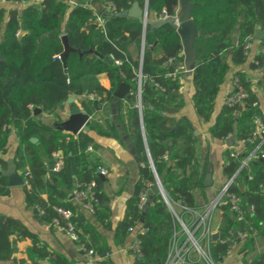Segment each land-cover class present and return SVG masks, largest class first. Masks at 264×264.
Instances as JSON below:
<instances>
[{"label": "trees", "instance_id": "16d2710c", "mask_svg": "<svg viewBox=\"0 0 264 264\" xmlns=\"http://www.w3.org/2000/svg\"><path fill=\"white\" fill-rule=\"evenodd\" d=\"M92 1L112 7L108 14L97 12L103 18L102 25L95 20L96 12L92 8L72 6L64 0H42L40 6H28L21 14L8 11V19L0 39V145L7 128H15L20 138L15 150V164L22 170V178L27 182L28 201L51 222L57 216L54 207L63 206L72 210L71 205L62 201V192L51 182L56 180L69 185L66 180L69 177L66 171L68 164L65 166L63 163L62 168L49 178L45 165L37 154L36 144L41 146L47 157L51 158L57 151L65 156L73 148L74 136L51 127H29L28 120L33 109L49 112L69 96L83 97L79 107L90 115L88 127L99 134L111 136V125L99 114L98 106L114 99L120 81L128 84L131 90L125 98L116 100V112L123 128L134 129L133 146L141 156L142 167L136 192L127 203L121 227L123 232L136 225L144 229L135 236L139 241L140 256L136 264H164L175 225L174 218L161 195L153 194L151 190L144 214L136 204L142 180L150 184V189L155 182L146 156L148 150L166 198L171 203L196 208L191 189L199 186L200 181L198 167L194 165L192 131L185 117L171 116L183 107L179 94L181 74L175 78L166 76L177 68L183 72V68L173 66V63H181L183 60L181 42L176 31L168 24L150 30L148 26L143 28L135 19L111 16L114 12L128 9L131 0ZM136 1L140 6L145 2ZM190 1L193 3L190 18L198 31V37L193 42L196 61L191 72L194 88L192 101L197 117L208 121L226 73L229 50L232 51V62L240 64L245 60L244 44L248 38H253L259 32L262 34L260 44L263 46L264 0ZM147 9L156 19L163 13L175 16L179 10V0H147ZM4 11L0 8V26ZM235 30L237 44L232 46L231 36ZM62 36L67 38L71 48L83 51L81 55L75 51L67 54L65 72L59 58L63 52ZM142 38L144 49L140 60ZM89 51H94L98 56ZM104 57L110 58L112 63L104 61ZM169 60L172 62L168 63ZM138 70L143 77L140 88L141 115L137 107ZM100 76L109 81L108 87L102 86ZM234 78H237L238 84L246 92L240 115L235 121L233 115L239 105L225 103L209 133L211 137L221 140L233 134L236 141L246 143L245 151L236 158L230 156L229 149L225 151L223 171L228 179L237 172L227 191L241 200L244 218L237 221L229 210L228 203L219 206L222 210L219 237L209 246L210 255L217 264L229 250L233 233L244 236L241 242L243 251H249L253 239L264 233V161L257 157L241 167V161L255 144L249 142L255 128L253 118L259 115L264 123V111L258 104L252 105L256 98L241 74L236 73ZM55 95L57 98L52 103ZM24 132L34 135L37 143L24 139ZM88 146L72 161L75 182L95 181L99 207L94 214L105 224L106 216L101 212L106 200L100 194L101 179L94 173L91 153L86 152ZM90 147L92 150L96 149L94 144ZM258 154L264 155V143L260 145ZM5 166V162L0 160V171ZM238 180L246 186L245 191L241 192L237 187ZM8 190L6 180L0 174V195L6 194ZM41 195H45V198ZM73 222L77 242L83 244L86 250H91L94 245L91 234L89 238H84L86 229L79 227L76 217ZM0 233L7 236L6 240L0 242V261L9 260L12 255L13 244L8 236H29L17 221L2 215ZM32 252L37 258L32 264H40L39 260L45 258L50 264H71L46 247L33 246ZM253 264H264V254Z\"/></svg>", "mask_w": 264, "mask_h": 264}, {"label": "crops", "instance_id": "0c3cea01", "mask_svg": "<svg viewBox=\"0 0 264 264\" xmlns=\"http://www.w3.org/2000/svg\"><path fill=\"white\" fill-rule=\"evenodd\" d=\"M41 2L42 0L22 2L0 0V8L5 10L3 22L0 26V39L8 19V11L12 10L21 14L26 7L31 5L38 7ZM67 2L75 6L80 5L83 0H68ZM90 6L95 12L103 11L102 3L92 2ZM147 18L156 19L148 12ZM261 38L262 34L259 33L258 39L255 38V35L250 39L249 46L245 52V60L240 64L232 62V51L229 50L226 73L214 99L213 110L208 121L199 119L195 114L192 101L194 91L191 76L192 69L190 71L183 69L179 77V94L183 101V107L179 112L171 116L175 118L185 117L189 122L195 146L194 165L199 170V181L206 164L209 165L211 173V184L209 186L204 187L199 184V186L191 189V195L197 209L213 199L228 180L227 175L223 172L225 151L229 149L230 152L243 153L246 148L244 141H236L235 139L233 141L236 145L227 147L225 139L221 140L211 137L209 133V129L225 104L227 96L234 89L232 80L236 73H240L244 78L256 98V103L264 111V51L260 44ZM236 44L237 30L231 36V45L235 46ZM133 50L132 48V53ZM100 82L104 87L109 86V81L103 76H100ZM57 95L52 98V103L56 100ZM69 97L74 98V102L71 104H68L66 99L53 111L43 112L39 109L40 111L37 114L32 112V116L28 120V126L51 127L57 130L54 124L68 119L71 106L75 105L81 110L79 102L83 97ZM239 107L241 108L237 109L233 115L235 121L240 115L239 111L242 109V105H239ZM98 109L99 114L107 119L111 125L112 135L99 134L89 127L87 131L81 130L77 134L57 130L74 136L71 152L65 156L61 151L56 152L57 157L62 159L65 166L68 164L66 171L69 177L66 180L69 185L51 180L62 192V201L71 205L78 225H80L79 227L86 229L87 232L84 238H89V234H91L94 239V245L91 248L92 254L89 255V250H86L83 244L71 240L43 215L38 213L37 208L28 201V186L24 183L19 186L8 187V192L0 195V215L17 221L29 236L25 238L14 235L8 236V240L13 244L12 255L9 260L0 261V264H32V262L37 261L32 252L33 246L46 247L47 250L61 256L71 264H136L139 261L138 258L140 256L132 249V244L136 233L140 232V225L132 227L133 231L127 230L125 232L122 231L121 227L127 203L136 192V184L139 181L142 167L141 156L137 154L133 146L132 136L134 135V129L132 127H126L125 129L120 125L116 112L115 98L102 106H98ZM81 111L85 113L83 110ZM88 116L90 119V115ZM22 136L33 144L37 143V138L28 132L22 133ZM19 141L17 130L13 127H8L6 136L0 145V160L5 162V168L8 164L13 165L17 175L22 179V170L17 168L15 164V150ZM89 144L96 145V149L90 152L86 148V152L91 153L94 173L99 177L98 169L104 168L107 171V175L99 177L101 179L100 194L106 200L101 212V214L106 216L105 224H102L95 214L88 213L78 204L68 202L71 189L76 181L72 161L76 160ZM36 150L45 165L47 176L52 178L51 167L54 157L45 156L41 146L38 144H36ZM70 166L72 167V172H70ZM236 185L241 192L245 191L246 186L241 180H238ZM41 197L44 199L45 195H41ZM221 219L222 210L218 208L214 212L212 219L214 233L216 230L218 231ZM6 239L7 236L4 233H0V242ZM229 245V250L219 264H253L264 254V233L253 239L252 247L249 251L241 249L242 243L237 238H233ZM39 263L50 264V261L45 258L39 260Z\"/></svg>", "mask_w": 264, "mask_h": 264}, {"label": "built area", "instance_id": "2783aa9c", "mask_svg": "<svg viewBox=\"0 0 264 264\" xmlns=\"http://www.w3.org/2000/svg\"><path fill=\"white\" fill-rule=\"evenodd\" d=\"M68 1V0H64ZM92 0H83L80 4L83 7L91 8ZM112 7L109 4H103L104 14L110 13ZM94 11V10H93ZM95 12V11H94ZM161 17H166L163 13ZM95 20L102 25L103 18L97 12L95 13ZM250 38H248L244 44V50L246 51L249 46ZM262 49L264 51V39H263ZM144 49V40L142 38L140 45V55L141 60L142 53ZM172 60H169L168 63H171ZM117 63V62H116ZM181 74L179 68L174 71L167 73L166 76L178 77ZM142 75L140 70L137 72V97L138 103L137 107L139 109V114L141 115V105H140V88L142 82ZM233 91L226 98V104L228 105H243L244 99L246 98V92L238 84L237 78L232 80ZM253 106H256L257 103L253 102ZM253 123L255 128L252 132V136L249 140L251 143H255L252 151L245 156L241 161V167L246 165L251 159L257 157L264 158L263 154H258V149L262 143H264V123L262 117L256 115L253 118ZM140 124L142 128L141 118ZM87 151H92L90 146L87 147ZM238 152L232 151L230 156L236 158ZM54 157V162L51 167V172H58L62 166L63 161L57 154L52 155ZM151 168V167H150ZM152 171V169H151ZM26 175V173H25ZM98 175L105 176L107 171L104 168L98 169ZM237 172L232 175L227 182L222 186L217 195L204 204L201 208H189L185 205H182L177 202L171 203L165 196L162 186L160 188V195L163 198L168 211L171 213L174 218L175 225L173 227L172 235L169 240L167 257L164 264H217L210 255V243L212 242V219L214 212L219 208L222 203H228L229 210L234 215L237 221H241L244 218V211L242 208L241 200L233 193L227 191L228 187L233 183V180ZM23 184H27L25 179L22 178ZM150 184L147 181L142 180V187L138 194L137 208L141 211L145 208L148 197L150 195ZM225 196V201L222 200V197ZM68 202L78 204L83 210L87 211L90 214H94L97 208L99 207V199L96 195V185L95 181L91 180L89 182L74 183L73 188L71 189ZM37 208V207H36ZM252 207L249 208L251 211ZM54 210L57 214L51 221V224L59 229L61 232L66 234L71 240L77 241V234L75 232V224L73 218L75 217L74 212L67 207L58 206L54 207ZM37 211L40 215H43V212L37 208ZM143 228H140V232H143ZM128 231H133V228H129ZM236 238L242 242L244 236L242 234H236ZM225 241H223L224 243ZM132 249L135 252H139V241L134 239L132 244ZM88 254L91 255L92 251L89 250Z\"/></svg>", "mask_w": 264, "mask_h": 264}, {"label": "water", "instance_id": "95a60500", "mask_svg": "<svg viewBox=\"0 0 264 264\" xmlns=\"http://www.w3.org/2000/svg\"><path fill=\"white\" fill-rule=\"evenodd\" d=\"M193 6L190 0H179V10L175 16H166L160 17L157 19H149L147 18V0H145L144 5L140 6L136 0H131L130 7L126 10L120 12H114L111 14L112 17H125L129 19H135L140 24H142L143 28L146 26L149 27L150 30L160 27L161 25L168 24L172 29L176 31L179 36L181 46H182V55L183 60L181 63H173V66L181 67L186 71H190L193 69L196 61V54L193 48V42L198 37V31L194 26L193 22L190 18V10ZM255 38H259V33L255 34ZM61 42L63 46V52L59 55V58L62 62L63 70L65 69V59L67 54L70 51H75L80 55L83 54V51L73 49L69 46L67 42V38L65 36L61 37ZM154 46V45H153ZM152 46V47H153ZM98 56L94 51H89ZM104 61L107 63H112L111 59L108 57H104ZM131 87L120 81L119 85L114 93L115 101L119 99L125 98ZM66 102L71 104L74 102L73 97H68ZM241 107H238L240 109ZM40 110L38 108L33 109V114H37ZM89 120V116L83 113L77 106H71L69 117L67 120L55 123L54 127L59 131L69 132L71 134H77L79 131L88 130L87 122ZM234 135H230L225 139V144L227 147L234 146ZM171 149L168 150V154H170ZM146 156L149 160L150 167L152 169V173L154 176V185L151 188L153 194H160L161 184L160 181L153 169L152 162L150 160L148 150H146ZM261 161H264V158H260ZM9 163V162H8ZM70 172H72V167L70 166ZM98 172V171H97ZM1 176H3L6 180V184L8 187L19 186L23 184L22 179L17 175L15 171V167L11 164H8L7 167L0 171ZM101 177V175H99ZM200 184L204 187H207L211 184V173L210 167L208 164L202 170ZM222 200L225 201V196L222 197ZM148 204V202H147ZM147 204L143 209V214L146 212ZM219 237L218 231L212 234V241H216ZM233 238H236V233H233ZM140 260V258H138Z\"/></svg>", "mask_w": 264, "mask_h": 264}]
</instances>
